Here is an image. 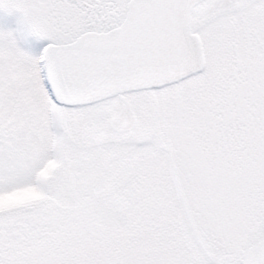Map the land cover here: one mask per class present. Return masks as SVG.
I'll return each mask as SVG.
<instances>
[{
	"label": "snow or ice",
	"instance_id": "6c2138e0",
	"mask_svg": "<svg viewBox=\"0 0 264 264\" xmlns=\"http://www.w3.org/2000/svg\"><path fill=\"white\" fill-rule=\"evenodd\" d=\"M0 11V264H264V0Z\"/></svg>",
	"mask_w": 264,
	"mask_h": 264
},
{
	"label": "rangeland",
	"instance_id": "374dc122",
	"mask_svg": "<svg viewBox=\"0 0 264 264\" xmlns=\"http://www.w3.org/2000/svg\"><path fill=\"white\" fill-rule=\"evenodd\" d=\"M11 19L3 11H0V23H3L5 20Z\"/></svg>",
	"mask_w": 264,
	"mask_h": 264
}]
</instances>
